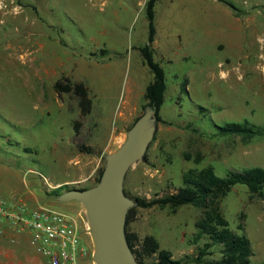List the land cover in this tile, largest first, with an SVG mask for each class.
Segmentation results:
<instances>
[{
  "label": "rangeland",
  "instance_id": "374dc122",
  "mask_svg": "<svg viewBox=\"0 0 264 264\" xmlns=\"http://www.w3.org/2000/svg\"><path fill=\"white\" fill-rule=\"evenodd\" d=\"M228 1L235 10L221 0L156 1L153 56L165 72L159 113L171 124L157 123L145 158L128 170L124 188L132 199L175 192L191 168L211 166L219 177L264 168V136L244 144L217 130L246 120L264 127V43L257 39L264 38V0ZM144 3L0 0L1 196L84 215L79 202L46 193L63 179L75 178L68 186L76 188L95 184L104 155L142 114L152 80L138 49L147 42ZM62 79L86 86L87 113L75 93L55 91ZM133 207L128 229L152 235L174 259L195 258L209 242L195 239L198 207ZM220 209L230 229L249 239L250 262L264 261V187L251 198L246 185L235 184ZM22 236H0V264H31L32 256L47 264L28 240L18 247ZM220 248L209 246L203 259L220 258Z\"/></svg>",
  "mask_w": 264,
  "mask_h": 264
},
{
  "label": "trees",
  "instance_id": "16d2710c",
  "mask_svg": "<svg viewBox=\"0 0 264 264\" xmlns=\"http://www.w3.org/2000/svg\"><path fill=\"white\" fill-rule=\"evenodd\" d=\"M157 0H145L144 10L147 20V42L138 49L152 73V80L146 85L143 94L144 104L154 107L157 123L165 121L160 115V108L164 101L165 91V72L162 66L154 59L152 43L155 39V4ZM231 9H236L234 4L228 0H221ZM107 49H102L101 53L106 54ZM67 80V79H64ZM54 89L58 93L72 91L78 97V104L82 112L87 113L90 109V98L87 94V88L82 82L70 83L67 81L56 80ZM138 118L136 116L131 123ZM130 125V126H131ZM217 130L223 135L239 136L242 143H249L254 137L264 136V127L253 124L249 121L241 123L228 122L217 126ZM155 138L152 139V141ZM145 158V155H144ZM102 169L98 170L96 182L99 180ZM184 185L175 190V192L163 196H155L150 199L135 196L133 197L137 207L148 208L157 206L161 209L169 208L175 211L179 206L189 204L201 209L199 218L195 221L196 233L195 239L206 236L209 242L201 249L198 256L190 259H174L169 250L161 248L159 242L152 235H144L142 238L138 234L128 229L129 221L134 217L135 207L128 210L125 221V235L127 242L133 252L136 260L146 264H264L251 263L249 258L252 254L249 239L245 234H238L230 229L229 223L220 209V201L235 184L246 185L251 198L258 196L264 187V168L252 167L241 172L230 171L225 177H219L215 174L211 166L202 169H188L183 172ZM69 188L68 184H62L52 188L46 193L48 196L56 198L62 191ZM86 188V187H83ZM125 194H129L124 188ZM212 245H219L221 256L218 259L204 260L206 249ZM155 262H150L153 258Z\"/></svg>",
  "mask_w": 264,
  "mask_h": 264
},
{
  "label": "water",
  "instance_id": "95a60500",
  "mask_svg": "<svg viewBox=\"0 0 264 264\" xmlns=\"http://www.w3.org/2000/svg\"><path fill=\"white\" fill-rule=\"evenodd\" d=\"M155 131L154 107L146 105L120 145L104 155L99 180L90 187L69 188L56 197L59 202L75 200L83 206L94 264H146L136 260L126 239V215L136 202L125 194L124 181L128 170L144 159Z\"/></svg>",
  "mask_w": 264,
  "mask_h": 264
},
{
  "label": "built area",
  "instance_id": "2783aa9c",
  "mask_svg": "<svg viewBox=\"0 0 264 264\" xmlns=\"http://www.w3.org/2000/svg\"><path fill=\"white\" fill-rule=\"evenodd\" d=\"M9 200L0 195V236L14 242L25 235L37 254L47 264H94L91 247L84 244L82 235H90L82 212H64L50 204L35 201Z\"/></svg>",
  "mask_w": 264,
  "mask_h": 264
},
{
  "label": "crops",
  "instance_id": "0c3cea01",
  "mask_svg": "<svg viewBox=\"0 0 264 264\" xmlns=\"http://www.w3.org/2000/svg\"><path fill=\"white\" fill-rule=\"evenodd\" d=\"M89 176V175H88ZM84 179H86V178H80V180H84ZM75 180V178H71V179H63V180H60V181H57V182H54V186H59V185H62V184H69L70 182H73ZM7 199H9V200H17V199H20V198H23V197H15V196H11V197H6ZM24 200L25 199H27V198H23ZM69 202H71V201H69ZM77 212H79V210L77 211ZM27 240H28V237L27 236H25V235H23L22 237H20L19 238V242H18V247H20V248H22L23 247V244L24 243H26L27 242ZM82 240H83V242H84V244H86V245H88V246H90L91 247V245H92V239H91V236H89V235H86V234H83L82 235ZM28 242H29V240H28ZM35 261H36V257H33L32 256V259H31V264H35ZM83 264H91V263H89V261H86V262H84Z\"/></svg>",
  "mask_w": 264,
  "mask_h": 264
},
{
  "label": "clouds",
  "instance_id": "9594fccd",
  "mask_svg": "<svg viewBox=\"0 0 264 264\" xmlns=\"http://www.w3.org/2000/svg\"><path fill=\"white\" fill-rule=\"evenodd\" d=\"M257 39H258V41L264 43V38L258 37ZM261 58L264 59V57H261ZM260 70H261L262 73H264V68H261ZM219 76H220V79L224 80V79L227 78L228 73L225 72V71H222V72L219 73ZM240 78L242 79V77H240Z\"/></svg>",
  "mask_w": 264,
  "mask_h": 264
}]
</instances>
